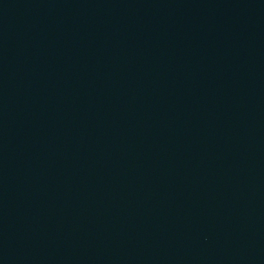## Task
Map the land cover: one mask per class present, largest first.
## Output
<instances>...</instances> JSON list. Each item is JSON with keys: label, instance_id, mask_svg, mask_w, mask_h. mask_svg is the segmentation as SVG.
<instances>
[{"label": "water", "instance_id": "obj_1", "mask_svg": "<svg viewBox=\"0 0 264 264\" xmlns=\"http://www.w3.org/2000/svg\"><path fill=\"white\" fill-rule=\"evenodd\" d=\"M0 264H264V0H0Z\"/></svg>", "mask_w": 264, "mask_h": 264}]
</instances>
